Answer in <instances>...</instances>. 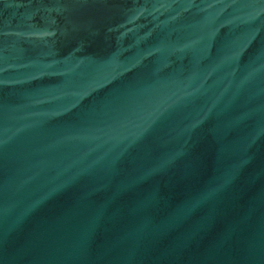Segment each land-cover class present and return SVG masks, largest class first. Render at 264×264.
<instances>
[{
	"label": "water",
	"instance_id": "95a60500",
	"mask_svg": "<svg viewBox=\"0 0 264 264\" xmlns=\"http://www.w3.org/2000/svg\"><path fill=\"white\" fill-rule=\"evenodd\" d=\"M0 264H264V0H0Z\"/></svg>",
	"mask_w": 264,
	"mask_h": 264
}]
</instances>
